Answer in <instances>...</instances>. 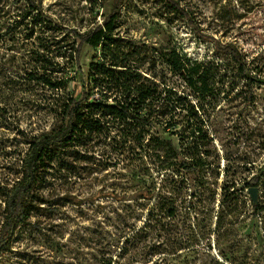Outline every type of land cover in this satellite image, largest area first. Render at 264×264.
Returning <instances> with one entry per match:
<instances>
[{"label":"rangeland","instance_id":"1","mask_svg":"<svg viewBox=\"0 0 264 264\" xmlns=\"http://www.w3.org/2000/svg\"><path fill=\"white\" fill-rule=\"evenodd\" d=\"M174 1L192 23L167 0H122L110 45L84 44L77 60L69 50L56 58L73 66L66 93L86 95L87 101L117 99L134 121L109 118L90 126L74 144L52 149L38 170L25 221L0 251V264H264V0ZM37 2L41 23L0 40V226L1 188L21 176L27 150L21 139L56 123L53 105L61 97L11 77L23 72L34 52L47 54V46L58 52L57 46L71 45L72 30L89 32L100 25L113 0ZM0 4L10 10L25 6L15 0ZM227 44L254 72L236 70L221 50ZM174 52L218 65L209 90H191L166 60ZM102 58L114 72H89ZM142 127L145 137L156 136L174 149L202 144L220 166L219 187L227 168L238 188L257 177V201L243 189L242 210L233 215L227 207L232 195L220 206L218 188L215 203L194 221L189 198L171 203L180 202L176 188L189 183L184 170H162L158 165L167 160L161 153L158 160L157 150L144 154L138 148Z\"/></svg>","mask_w":264,"mask_h":264},{"label":"trees","instance_id":"2","mask_svg":"<svg viewBox=\"0 0 264 264\" xmlns=\"http://www.w3.org/2000/svg\"><path fill=\"white\" fill-rule=\"evenodd\" d=\"M15 2H24L25 6L21 9L10 10L0 4V40L7 34H10L13 38L16 35L20 36L24 32V28H30V32H32L33 25H36L35 22L41 23V19L38 16L43 11L37 0H15ZM167 3L181 16L185 17L188 22H193L190 14L178 2L167 0ZM121 4L122 0H113L108 15L93 30L83 33L72 30L74 39L70 43L71 45H59L56 47L59 51L55 53L49 50L50 47L48 46L45 48L47 54L39 51L34 52L36 54L35 57L33 59L28 58L27 67L23 72L21 74L18 72L11 77L13 80L25 82V84L33 82L34 84L42 85L59 93L61 97H58L59 100L53 105V111L57 114L56 123L48 130L38 134L25 135L21 139V142L27 145V150L21 159V176L11 186H3L1 188L4 214L0 226V251L8 246L18 225L25 221L29 211L28 197L37 180L38 170L49 154H51L52 149L74 144L84 136L83 133L90 126H101L107 123L109 118L120 119L126 124L129 119L132 122L134 121V116L129 113L128 109L121 106L120 101L117 99H113V103L103 100L87 101L86 95L77 96V94L66 93L67 84L70 79H73V76H69L67 72L72 70L73 66L64 67L56 59L59 56H65V53L69 50L68 56L71 60H77L84 44L90 47L102 45V48L110 45L112 43L111 34ZM211 40L217 43L215 39L211 38ZM221 50L228 53L240 74H248L249 71L254 72V68L248 67L245 59L234 45L227 44L221 47ZM166 60L169 66L183 78L194 93L209 90V79H212L217 74L218 65L214 62H191L182 59L175 52L169 55ZM74 63L78 64L77 61ZM106 65L105 59L102 58L91 63L89 72L100 73L103 70L114 72L113 68H108ZM93 72L92 74H94ZM122 73L117 72V75ZM112 78L113 76L110 79ZM143 130L142 127L136 133L138 148L144 154L157 150L156 158L159 160L160 155L158 153H161V156L167 160L165 164L158 165L162 170H171L172 172L177 166L184 170L185 180L189 181V183L185 182L176 188L175 194L179 196L180 202L177 204L174 201L175 199H173L171 203L181 205L186 202V198H189L190 207L188 210L195 214V221L197 214H200L202 210H207L210 205L215 203L219 188L220 206L225 207L227 196L232 195L227 207L233 215L240 213L242 210L241 192L245 188L256 187L257 177H251L243 186L238 188L237 179L228 177L229 169L227 168L222 173V176H226L227 179L219 187L220 166L210 160L209 154L203 150L202 144L197 141H191L181 150L174 149L170 142L156 136L149 135L145 137ZM187 175H192L193 178H188L186 177ZM180 193H184V195L180 197ZM173 195L174 191L170 193V196ZM255 206L256 210L263 209L257 205ZM173 213L172 209L171 214ZM218 222L219 212L216 214V224ZM235 223H237L236 220ZM189 240L190 237L187 236L185 241ZM190 245L188 244L187 247Z\"/></svg>","mask_w":264,"mask_h":264},{"label":"water","instance_id":"3","mask_svg":"<svg viewBox=\"0 0 264 264\" xmlns=\"http://www.w3.org/2000/svg\"><path fill=\"white\" fill-rule=\"evenodd\" d=\"M247 191H248L252 201L256 202L257 201L258 188L257 187H249V188H247Z\"/></svg>","mask_w":264,"mask_h":264}]
</instances>
